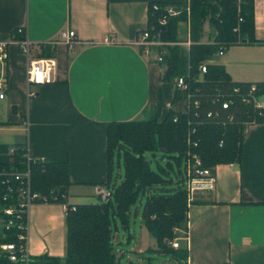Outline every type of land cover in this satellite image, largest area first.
I'll return each instance as SVG.
<instances>
[{
	"label": "crops",
	"instance_id": "crops-1",
	"mask_svg": "<svg viewBox=\"0 0 264 264\" xmlns=\"http://www.w3.org/2000/svg\"><path fill=\"white\" fill-rule=\"evenodd\" d=\"M190 1L0 0V40H11L6 97L0 98V162L10 160L12 145L26 142L33 156L67 161L70 170L66 202L42 201L30 209V255L65 256L68 206L98 196L97 187L109 178L110 121L146 117L160 87L163 116L170 108L187 111L185 97L174 101L178 75L163 81L167 67L156 61V47L147 55L136 39L149 26L151 3L190 6ZM254 3L257 41L234 43L222 58H214L234 81L264 82V0ZM20 26L28 30L35 57H49L41 56L44 44L64 29H74L79 39L72 46L57 40L54 80L31 85L37 90L32 97L28 56L12 40ZM215 34L206 18L200 42L213 43ZM178 37L188 50L193 42L189 16L178 22ZM215 175L214 188L198 190L189 203L188 230L181 237L188 247L187 264H264V123L246 130L241 159L218 164ZM121 179L120 168L116 182ZM144 230L147 240L138 241L133 258L157 247Z\"/></svg>",
	"mask_w": 264,
	"mask_h": 264
},
{
	"label": "trees",
	"instance_id": "trees-1",
	"mask_svg": "<svg viewBox=\"0 0 264 264\" xmlns=\"http://www.w3.org/2000/svg\"><path fill=\"white\" fill-rule=\"evenodd\" d=\"M254 8V0H191L189 14L184 9L180 15L169 18L163 38L179 41L178 22L189 16L193 42L188 50L178 43L165 47L166 55L160 63L167 68L162 80L172 81L176 75L190 74L195 96L201 100L200 107L196 109L200 116L194 115L193 107L186 112L170 108L163 116L164 93L160 87L158 102L148 107L146 117L110 121L107 126L109 178L105 184L112 192L111 197L96 203L76 204L75 209L70 205L66 216L65 256L30 255L28 264H118L115 230L119 220L125 228L128 227L130 208L141 193L147 195L142 221L157 243V247L148 248V252L169 255L167 264H187V244L180 241L179 246L174 247L172 241L181 239V232L185 234L188 230L190 200L186 180L189 151L198 153L203 165L215 170L218 164L241 159L246 121L255 118L257 123H264V111L260 113L259 109L239 99L230 109H223L219 103L213 102L219 89L229 96L235 85L248 87L252 83L232 80L225 65L215 62L214 58L219 57L217 52L222 45L228 48L239 43L238 33L234 31L237 25L240 26L239 36L243 43L257 41ZM159 14L150 9L149 25L157 23ZM206 18L216 30L213 43L200 42ZM261 40L264 42V37ZM54 55L55 45L44 44L41 56ZM210 59L213 61L208 62L207 72L199 75L200 64ZM256 83L264 94V82ZM181 97L184 93L176 89L174 101ZM211 109L218 110L219 117H207ZM232 111H235L233 121L229 119ZM13 146L20 160L26 142ZM121 155L124 157V174L116 182V157H119L120 167ZM160 157L166 159L165 165L160 170L153 169L152 159ZM31 170L35 190L49 195L50 201L66 202L67 187L71 183L67 161L48 158L43 163L33 162ZM172 171H176V185L173 184ZM14 233L2 228L0 243L14 240ZM142 257H146L145 253ZM22 263V259H9L7 252L0 249V264ZM127 264L140 262L130 259Z\"/></svg>",
	"mask_w": 264,
	"mask_h": 264
},
{
	"label": "built area",
	"instance_id": "built-area-1",
	"mask_svg": "<svg viewBox=\"0 0 264 264\" xmlns=\"http://www.w3.org/2000/svg\"><path fill=\"white\" fill-rule=\"evenodd\" d=\"M153 12H159L157 16V23L149 25L140 33L136 39V43L142 48L145 54L150 55L153 47H158L155 59L162 62L166 55L165 47L179 43V41H168L163 38L165 26L169 22L171 16L180 15L184 9L190 11V6L179 5L177 3H160L153 2L150 5ZM242 18H239L241 21ZM234 31L238 33V42H242L239 36L240 26L237 25ZM12 40L18 42L20 50L28 56L29 64L27 68V79L30 84L29 96H35L37 90L31 88V85H44L51 83L54 78L53 74L56 67V59L52 57H35L33 55V43L29 39L28 30L25 26L17 27L14 30ZM57 40L66 41L69 45H74L79 42L76 31L74 29H64L60 32ZM57 40L51 43L55 45ZM11 40H0V98L6 97V87L8 86L7 60L9 57V46ZM226 47L218 50L217 55L222 56ZM208 70V61H203L199 66V75ZM190 74H180L175 77V88L184 93V97L188 102V110L194 108V115L200 116L196 111L201 105L199 97L195 96V91L191 86ZM226 96L223 90L219 89V94L213 98L214 103H219L223 109H230L239 99L240 102L249 104L260 113L264 111V94L261 93L260 88L256 82H252L248 87L242 85H235L232 92ZM218 110H209L207 117H219ZM230 120H235V111L230 112ZM257 123L255 118L246 121V130ZM193 145H197L196 141H192ZM10 160L8 162H0V218L2 227L6 231L13 230L15 239L12 241H5L0 243V249L6 251L9 259L17 261L23 260L22 264H28L30 253L28 251V227H29V213L33 204L42 201H50L49 195L35 190L32 186V170L31 164L33 162H45L44 157H35L31 154L29 147L26 144V149L22 153L19 160L17 158V149L15 146L10 148ZM216 175L215 170L203 165L202 159L198 153L189 151V158L187 160V180L186 187L188 191L189 200L192 201L195 193L200 189H212L215 186ZM97 194L102 201L108 200L112 192L111 190L100 185L97 187ZM69 207V206H68ZM72 209L76 206L72 205ZM174 247L179 246V241H172Z\"/></svg>",
	"mask_w": 264,
	"mask_h": 264
},
{
	"label": "rangeland",
	"instance_id": "rangeland-1",
	"mask_svg": "<svg viewBox=\"0 0 264 264\" xmlns=\"http://www.w3.org/2000/svg\"><path fill=\"white\" fill-rule=\"evenodd\" d=\"M223 56H221L222 58ZM119 157H116V177L118 172L122 171V174H124V157L121 155L120 157V164L121 167H119L118 164ZM166 159L163 158H153L152 159V168L156 170H160V168L165 165ZM184 166V165H183ZM175 170L178 171V166L175 164ZM176 171H172V176L175 178V182L173 183L176 185ZM172 184V185H173ZM147 199V195L141 193L137 200L135 201L134 204H132L130 208V219H129V224L128 227L125 228L123 223L119 220L118 222V227L115 230V243L117 247V252L119 255V260L118 264H126L128 260L132 259L135 256L134 248L137 246L139 243L138 241H141L143 239V242H145L146 236H147V230H144L145 225L143 224L142 221V213L144 210L145 202ZM101 198L97 195H93L91 199L87 200V203H96L100 201ZM79 202L84 203L86 201H81ZM182 236L185 235L184 232H181ZM152 239L156 241V239L151 236ZM177 241H182L181 239H178ZM153 243V242H152ZM146 257H141V259L138 258H133L136 260H140V264H167L166 262L170 261L169 255L165 254H159V253H154V252H146L145 253Z\"/></svg>",
	"mask_w": 264,
	"mask_h": 264
}]
</instances>
